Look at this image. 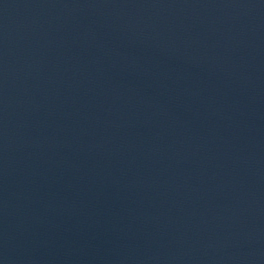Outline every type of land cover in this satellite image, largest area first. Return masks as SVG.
<instances>
[{
	"label": "water",
	"instance_id": "95a60500",
	"mask_svg": "<svg viewBox=\"0 0 264 264\" xmlns=\"http://www.w3.org/2000/svg\"><path fill=\"white\" fill-rule=\"evenodd\" d=\"M0 264H264V0H0Z\"/></svg>",
	"mask_w": 264,
	"mask_h": 264
}]
</instances>
